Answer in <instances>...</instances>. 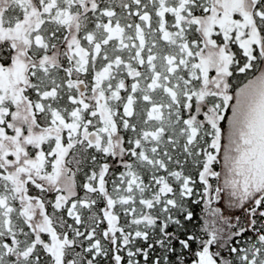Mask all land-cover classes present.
I'll use <instances>...</instances> for the list:
<instances>
[{
    "label": "snow or ice",
    "instance_id": "snow-or-ice-1",
    "mask_svg": "<svg viewBox=\"0 0 264 264\" xmlns=\"http://www.w3.org/2000/svg\"><path fill=\"white\" fill-rule=\"evenodd\" d=\"M0 264H264V0H0Z\"/></svg>",
    "mask_w": 264,
    "mask_h": 264
}]
</instances>
